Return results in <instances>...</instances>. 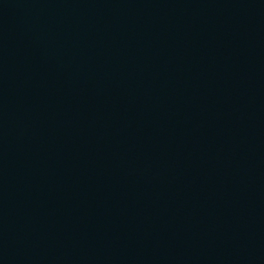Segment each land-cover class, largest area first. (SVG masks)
I'll return each mask as SVG.
<instances>
[{
  "label": "water",
  "instance_id": "95a60500",
  "mask_svg": "<svg viewBox=\"0 0 264 264\" xmlns=\"http://www.w3.org/2000/svg\"><path fill=\"white\" fill-rule=\"evenodd\" d=\"M0 264H264V0H0Z\"/></svg>",
  "mask_w": 264,
  "mask_h": 264
}]
</instances>
